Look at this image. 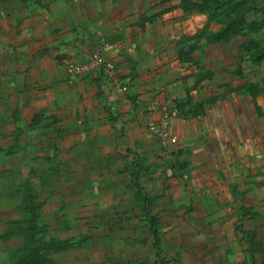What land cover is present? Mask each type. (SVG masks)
Here are the masks:
<instances>
[{"label": "crops", "instance_id": "0c3cea01", "mask_svg": "<svg viewBox=\"0 0 264 264\" xmlns=\"http://www.w3.org/2000/svg\"><path fill=\"white\" fill-rule=\"evenodd\" d=\"M180 5L0 0L3 173L27 177L24 156H46L55 165L47 170L62 166L67 185L81 186L96 171L118 182L131 165L177 264H264V58L252 65V54H239L233 66V54H214L205 38L181 54V38L207 16ZM102 41L124 90L103 78L67 80L64 57L85 60ZM166 101L178 108L169 148L149 129ZM75 171L83 177L70 182ZM7 231L0 250L17 237Z\"/></svg>", "mask_w": 264, "mask_h": 264}, {"label": "rangeland", "instance_id": "374dc122", "mask_svg": "<svg viewBox=\"0 0 264 264\" xmlns=\"http://www.w3.org/2000/svg\"><path fill=\"white\" fill-rule=\"evenodd\" d=\"M192 1L196 5L181 0L180 7L185 13L205 14L207 24L195 36L181 38V54H190V40L208 41L209 34L222 32L230 21L243 16L246 27L237 28V33L225 40L222 37L220 41H208L216 43L213 53L233 54V66H239V54H252L245 60L252 65L257 54H264V0H211L208 5L202 0ZM45 157L25 155L30 163L28 176L9 173L13 180L8 179L3 173L1 106L0 236L8 228L7 233L17 237L9 241L10 249L1 248L0 264H177L174 253L164 249L159 219L147 214L145 192L136 185L139 172L131 165L119 171L118 182L105 180L107 171H96L85 184L69 186L64 178L69 172L62 166L47 170L55 165ZM61 157L57 154L55 159ZM122 162L128 164L126 159ZM31 167L38 170L30 171ZM71 175L73 179L69 181L77 182L83 172ZM94 176L101 178L98 186L93 182ZM35 178L38 181H33ZM97 195L102 203L97 202ZM81 196L88 200H80Z\"/></svg>", "mask_w": 264, "mask_h": 264}, {"label": "built area", "instance_id": "2783aa9c", "mask_svg": "<svg viewBox=\"0 0 264 264\" xmlns=\"http://www.w3.org/2000/svg\"><path fill=\"white\" fill-rule=\"evenodd\" d=\"M108 46L107 42L102 41L85 60H80L72 55L65 56L63 65L67 80L73 83L84 76L103 78L113 86L124 90V85L117 77L115 62L105 54V49ZM176 115H178L177 106L172 101H166L159 108L158 119L149 126L150 131L158 137L163 148H169L178 141L172 128V119Z\"/></svg>", "mask_w": 264, "mask_h": 264}, {"label": "trees", "instance_id": "16d2710c", "mask_svg": "<svg viewBox=\"0 0 264 264\" xmlns=\"http://www.w3.org/2000/svg\"><path fill=\"white\" fill-rule=\"evenodd\" d=\"M186 2H188L189 4H192L193 5H196L195 2H193L192 0H185ZM205 4H210L211 0H202ZM213 2V1H212ZM242 16V15H241ZM244 17V16H243ZM243 17H240L239 19H235L233 21H230L227 26L224 28V30L220 33H213V34H209L208 35V41L210 42H216V41H220V39H222L223 37V40H225L226 37H231L232 34H235L237 33V28H239V30H241L242 28L246 27V19H244ZM254 23V22H253ZM256 57V56H255ZM258 59L260 60L261 58H264V54H260V55H257ZM22 264H29V262H24ZM31 264H34L33 262H31Z\"/></svg>", "mask_w": 264, "mask_h": 264}]
</instances>
